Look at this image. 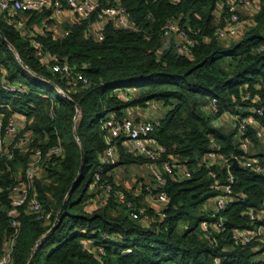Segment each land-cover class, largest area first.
I'll return each instance as SVG.
<instances>
[{
    "label": "trees",
    "instance_id": "1",
    "mask_svg": "<svg viewBox=\"0 0 264 264\" xmlns=\"http://www.w3.org/2000/svg\"><path fill=\"white\" fill-rule=\"evenodd\" d=\"M229 1L98 0L100 8L120 4L132 24L125 28L108 21L101 39L86 32L96 13L89 20L64 24L61 35L23 33L11 20L34 24L49 10L0 15L5 38L0 37V112L23 115L22 132L29 134L23 150L0 159V249L12 232L6 188L26 167L34 147L45 150L59 141L63 148V155L45 161L44 171L33 181L34 194L51 219L36 221L27 208L21 209L10 264H26L31 256V264H264V238L243 243L233 233L264 228V173L231 167L232 192L224 209L216 211L214 201L221 192L215 181L225 183L226 172L220 162L208 168L198 165L203 154L217 150L222 157H255L264 167L262 149L252 156L242 146H255L258 130L264 128V111H251L264 107V0H255L259 9L244 21L237 41L225 44L214 37L213 12L221 2L223 23ZM171 20L198 39L190 54L179 52L172 37L163 35L162 27ZM31 37L39 41L42 57L35 55ZM47 54L65 60L88 85L51 72ZM2 78L26 92L5 90ZM211 98L216 99V113L207 110ZM151 101L167 109L150 135L158 145V162L180 165L175 174L164 173L165 184L159 187L168 197L163 215L147 210L151 221L133 219L125 204L111 196L103 206L90 209L96 171L101 169L102 179L118 188L107 174L111 165L148 162L119 144L116 162H101L106 148L102 121ZM224 114L238 115L231 129L218 123ZM248 116L251 121L246 122ZM241 120L245 132L239 137ZM183 165L191 171L187 178L177 172ZM74 180L58 226L34 249ZM126 198L139 208L138 200ZM217 221L222 229L202 228V222ZM207 233L213 238H206Z\"/></svg>",
    "mask_w": 264,
    "mask_h": 264
},
{
    "label": "built area",
    "instance_id": "2",
    "mask_svg": "<svg viewBox=\"0 0 264 264\" xmlns=\"http://www.w3.org/2000/svg\"><path fill=\"white\" fill-rule=\"evenodd\" d=\"M176 1V0H173ZM257 5L255 0H230L227 3V11L225 20L219 24V19L214 20L215 30L214 37L225 44L230 43L233 40H237L243 33L244 20H241L237 7H253ZM98 0H0V15L7 17H13L16 14L25 12H42L49 10V16L52 19H58L60 15L69 11L76 15L77 19L89 20L93 13H96L95 19L89 22L87 27V34L93 35L97 39L102 38V29L104 25L111 21L117 26L132 28L129 22L125 9L120 5L114 6L108 5L101 7L98 10ZM221 16V13H220ZM12 22L23 33H27L25 30H21L25 24L22 22H16L12 19ZM98 23L99 26L93 28V25ZM163 35L165 37H174L176 46L183 54H190L192 48L198 44V39L190 36L187 29L177 25L173 20L168 21L162 27ZM30 36V34H28ZM30 44L35 48V55L42 57L43 52L40 47V43L37 39L31 37ZM48 68L51 72L60 73L62 77L72 80H80L84 85H88V80L81 73L75 72L73 68L63 59L55 55L47 54ZM2 86L7 91L24 93L26 89L20 85H10L5 83V79H1ZM246 97L248 94L246 93ZM256 101H260V97H254ZM207 110L210 113L217 112L216 99L211 98L207 103ZM251 111L262 115L264 111L263 106H259ZM232 120L238 118V115H231ZM246 122L251 121V117H246ZM159 123L158 118L147 117L144 119H135L133 117H117L115 114L108 115L101 123V130L103 132V140L106 144L105 151L102 155V162L107 164H114L116 162V142L117 139L127 141L132 151L142 158L148 160V164L151 167L153 182L151 185H145L146 190L152 195L153 200L160 203L162 208L168 202V197L165 191L159 187L164 186L165 178L164 173L175 174L176 167L180 165L171 164L168 161L158 162L159 151L157 142L150 136L155 126ZM25 121L21 114H12L5 116L0 112V159L3 157L10 158L13 155V151L18 148L25 147L28 143L27 133L22 132L24 129ZM245 132V122L241 120L237 126V135L240 137ZM258 138L264 140V128L258 130ZM243 148L247 147V143L242 144ZM218 149V147H216ZM63 155V148L58 141L55 145L43 150L40 147H34L28 156V164L23 169L19 170L15 174L16 181L6 188L9 198V210L8 217L10 220V227L12 229L11 235L5 240L2 248L0 249V264L11 263V253L13 244L19 230L18 215L22 208H27L33 215L36 221L49 222L51 219V212L44 211L42 206L34 194V178L38 177L44 171V162L54 157H60ZM233 160L236 161L240 167H250L257 172L264 173V167L260 165L255 157H222L217 150H210L203 154L199 159V166L208 168L210 163L220 162L221 166L226 172L225 183L219 185L218 180L215 181V187L221 192L214 201L215 209H224L227 200L232 192V184L234 181L231 167H233ZM180 177L187 178L191 175V171L184 165L181 170L177 171ZM209 175L214 176L213 171H209ZM94 192L95 196L90 201L89 205L96 207L103 206L107 197L111 196L114 200L124 203L130 210V216L133 219L143 218L144 220L151 221V216L146 214V209L143 207H137L131 200H127L125 192L120 188H115L112 183L102 179L101 169L96 171L93 175ZM93 185V184H92ZM117 186V185H116ZM2 191L0 187V192ZM146 211V212H145ZM162 209L156 211L157 215H163ZM250 216L253 218V211H250ZM223 223L217 221L214 224L202 222V228L207 231L209 227L215 230L222 229ZM259 228L255 232H248L246 230L233 231L234 236L241 242L245 243L252 238L260 236ZM205 237L212 239L210 233L205 234ZM102 252V249H99Z\"/></svg>",
    "mask_w": 264,
    "mask_h": 264
},
{
    "label": "crops",
    "instance_id": "3",
    "mask_svg": "<svg viewBox=\"0 0 264 264\" xmlns=\"http://www.w3.org/2000/svg\"><path fill=\"white\" fill-rule=\"evenodd\" d=\"M222 6H223V4L221 2H218L216 4V8L213 12L214 16H215L214 20L219 19ZM258 9H259L258 3H257V5H254L253 7H249V8L244 7V6H238L237 7V11L241 15V17L244 19V21L250 15L255 14L258 11ZM44 17L47 18L46 20L49 21L50 24H49L48 28L46 27L42 31L41 30L38 31L39 32L38 34H41L44 31H48V32L52 31L53 33H55L57 35H61L63 30H64V28H63L64 24H71L77 20L76 15L70 13L69 11H66L65 13L60 15L58 17V19L50 18L49 14L45 15ZM44 17H41L37 23L30 24V28H28L25 31H29L30 33L37 34L35 31V26L37 24L41 23L42 19ZM57 22H59L60 24H57ZM98 26H99V24L95 23V25H93V28H96ZM172 39L174 40V37ZM176 47H177V50L180 52L178 46H176ZM148 104L144 107L135 106V107L127 108L123 112V117L129 116V117H133V118L139 119V120L147 118V117L159 118L167 110L166 107H164L161 104V108H160L161 110L159 109V115L157 116V115L153 114L154 108L158 107L156 102H154V104L152 106L148 105ZM218 123L220 125H224L225 123H227L228 125L231 126L232 117L228 114L221 115L218 118ZM27 135H29V134H27ZM259 142L264 144L263 139H259ZM118 144L120 145V147L123 149L124 152L130 153L131 155L135 154L132 151L131 146L127 141H121V142H117V144H116V148H115V153H116L115 157L116 158H118L117 157L118 156V150H117ZM23 149H24V147H22L21 150H23ZM260 149H262L264 151V147H260L257 150V147H255L253 144H249V145H247V147L244 150L246 153L253 156V154H255L257 151H262ZM107 174H108V176L111 177L113 183L115 185H117L118 188H120L123 192H125V195L127 194L132 199L138 200L139 206L145 208L146 210H150L154 213L156 211H159L160 209H162V206L160 205V203L158 205L153 200L152 195L149 194L145 188V185H151V183L153 182L151 167L148 163L143 162L141 164L129 163V164H120V165L114 164V165H111V168H108ZM148 204H149V206L147 207ZM89 207H90V209L96 208V206H94L92 204L89 205ZM262 231H264V228L261 227L259 229V232H262Z\"/></svg>",
    "mask_w": 264,
    "mask_h": 264
},
{
    "label": "water",
    "instance_id": "4",
    "mask_svg": "<svg viewBox=\"0 0 264 264\" xmlns=\"http://www.w3.org/2000/svg\"><path fill=\"white\" fill-rule=\"evenodd\" d=\"M0 37H2L3 39H5L4 38V35H3V33H2V31L0 30ZM76 108L77 109H79L78 108V106H76ZM81 163H80V167H79V172L81 171V169H82V167H83V159H84V154H83V151H81ZM233 166L234 167H239L238 165H237V163H236V161L235 160H233ZM74 184H75V180L73 181V183L71 184V187H70V189L68 190V192H67V194H66V196H65V198H64V200H63V202L61 203V205H60V207H59V210H58V212H57V214H56V217H55V221L53 222V224L51 225V227L46 231V233L41 237V239L36 243V245H35V247H34V249L37 247V245L44 239V237H46V235L47 234H49L50 232H52L57 226H58V224H59V222H60V220H61V218H62V214H63V212H64V210H65V207H66V201H67V198H68V196L71 194V191H72V188H73V186H74ZM34 249H33V251H34ZM32 251V252H33ZM31 262H32V256L30 257V259L28 260V262L26 263V264H31Z\"/></svg>",
    "mask_w": 264,
    "mask_h": 264
},
{
    "label": "rangeland",
    "instance_id": "5",
    "mask_svg": "<svg viewBox=\"0 0 264 264\" xmlns=\"http://www.w3.org/2000/svg\"><path fill=\"white\" fill-rule=\"evenodd\" d=\"M239 14V13H238ZM239 16H240V18L241 19H243L242 17H241V15L239 14ZM44 17V16H43ZM47 18H43L42 19V22L41 23H39V24H37L36 26H35V31H36V33L38 34L39 32L38 31H42L43 29H45L46 27L48 28V26H49V24H50V22L49 21H47L46 20ZM57 24H60L59 22H57ZM115 24V23H114ZM28 28H30V25L29 24H26V25H24V27L23 28H21V30L22 29H24V30H27ZM237 40H233V41H231L232 43H234V42H236ZM154 102H156V104L158 105V107L157 108H154V110H153V114L154 115H159V109L161 108V102L160 101H151V102H149V104L148 105H153L154 104ZM161 110V109H160ZM233 123H234V121L232 120V123H231V126L230 125H228L227 123H225L224 125H223V127H226L227 129H231L232 128V126H233ZM254 145V144H253ZM255 147H257V150L260 148V147H264V144L263 143H261V142H258L257 141V144L255 145ZM133 202V201H132ZM133 203H135V202H133ZM156 203H157V201H156ZM136 204V203H135ZM158 205H159V203H157ZM137 205V204H136ZM161 205V204H160ZM138 206H139V202H138ZM149 206V204L147 205V207ZM139 207H141V206H139ZM147 211V210H146ZM145 211V212H146ZM146 214L147 215H149V216H152L151 214H149V212H146ZM258 233H260V235H261V237H263L264 238V231H262V232H258Z\"/></svg>",
    "mask_w": 264,
    "mask_h": 264
}]
</instances>
